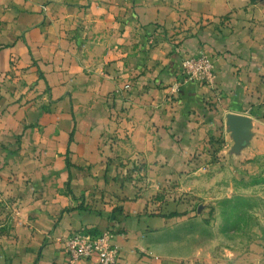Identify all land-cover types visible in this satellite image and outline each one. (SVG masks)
Here are the masks:
<instances>
[{
  "label": "crops",
  "instance_id": "0c3cea01",
  "mask_svg": "<svg viewBox=\"0 0 264 264\" xmlns=\"http://www.w3.org/2000/svg\"><path fill=\"white\" fill-rule=\"evenodd\" d=\"M161 30L179 33L178 51L165 41L149 50L147 35ZM198 51L214 60V84L175 93ZM0 78V194L20 205L0 207V264H69L72 234L111 227L117 264L187 263L188 221L171 227L139 216L143 200L122 201L132 193L112 180L113 134L158 169L211 137L206 94L225 117L248 116L264 89V0H0Z\"/></svg>",
  "mask_w": 264,
  "mask_h": 264
},
{
  "label": "rangeland",
  "instance_id": "374dc122",
  "mask_svg": "<svg viewBox=\"0 0 264 264\" xmlns=\"http://www.w3.org/2000/svg\"><path fill=\"white\" fill-rule=\"evenodd\" d=\"M178 34L166 30L149 33L147 47L150 50L165 41L178 51L181 45ZM201 53L214 66L211 82L183 75L184 65L198 60ZM211 58L206 52L198 51L183 61L174 92L178 93L180 85L187 82L212 86L217 72ZM132 88L129 83L124 91L130 92ZM1 89L2 86L0 97ZM252 98H249L245 112L252 126L248 143L236 141L228 124L229 115L225 117L218 111L217 97L214 99L208 93L205 98L208 114L203 116L208 121L213 119L211 137L195 150L181 145L182 159L175 163L162 162L158 169L154 168L157 163L140 157V151H136L138 156L130 155L134 150L128 145L129 135L120 137L117 132L113 134L114 150L108 166L116 168L117 176L112 180L120 189L132 193L122 201L143 200L139 216L174 221L171 227L188 221L182 225L181 232L190 236L181 243V248L193 254L183 264H264V89L260 91V97ZM176 101L175 94L171 93L165 103L170 105ZM116 118L119 124L126 120L124 108L116 110ZM113 202L114 199L103 201L106 205ZM0 207L8 211V215H13L20 208L19 200L0 194ZM123 212L122 206L113 209L112 221L121 222L118 216ZM114 229L111 227L106 232L113 235V243L119 248L114 242Z\"/></svg>",
  "mask_w": 264,
  "mask_h": 264
},
{
  "label": "built area",
  "instance_id": "2783aa9c",
  "mask_svg": "<svg viewBox=\"0 0 264 264\" xmlns=\"http://www.w3.org/2000/svg\"><path fill=\"white\" fill-rule=\"evenodd\" d=\"M153 43V42H152ZM183 75L196 80L211 82L214 66L207 56L201 53L198 60H191L184 65ZM65 251L69 256V264L81 260L98 257L99 264H117L120 250L113 243V235L105 232L100 236L79 231L65 242Z\"/></svg>",
  "mask_w": 264,
  "mask_h": 264
},
{
  "label": "water",
  "instance_id": "95a60500",
  "mask_svg": "<svg viewBox=\"0 0 264 264\" xmlns=\"http://www.w3.org/2000/svg\"><path fill=\"white\" fill-rule=\"evenodd\" d=\"M228 124L236 136V141L241 144L248 143L251 138V122L250 118L240 115H230Z\"/></svg>",
  "mask_w": 264,
  "mask_h": 264
}]
</instances>
